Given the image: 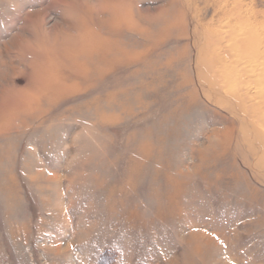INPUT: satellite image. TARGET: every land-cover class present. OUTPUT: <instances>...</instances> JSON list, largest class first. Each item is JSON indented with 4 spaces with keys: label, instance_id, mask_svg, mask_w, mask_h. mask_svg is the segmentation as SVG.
Wrapping results in <instances>:
<instances>
[{
    "label": "rangeland",
    "instance_id": "rangeland-1",
    "mask_svg": "<svg viewBox=\"0 0 264 264\" xmlns=\"http://www.w3.org/2000/svg\"><path fill=\"white\" fill-rule=\"evenodd\" d=\"M261 63L264 0H0V264H264Z\"/></svg>",
    "mask_w": 264,
    "mask_h": 264
},
{
    "label": "bare ground",
    "instance_id": "bare-ground-1",
    "mask_svg": "<svg viewBox=\"0 0 264 264\" xmlns=\"http://www.w3.org/2000/svg\"><path fill=\"white\" fill-rule=\"evenodd\" d=\"M248 39L249 38L246 37V39H244V42H248ZM244 42L243 44H241V48H244L243 51L245 52V48H247L248 54H254L257 57V59L261 61L262 55L259 52V50L258 49L255 50V48L251 46L252 44L248 43V45H246L244 44ZM202 45H201V56L203 54ZM236 45L239 46L240 43L236 42ZM201 58L202 57H200V59H198L197 61V79L202 89L201 90L202 94L204 95L205 98L210 100V95H209L210 91L206 87L209 81L211 80L214 81L213 77L216 76V69L214 67V63H211L212 60L208 61V59H206L205 61L206 57L205 58L203 57L202 59ZM262 63L255 70L253 69L254 77H256V79L255 82L251 85L252 89L255 90L254 92L255 94L257 90L259 91L257 93L258 97L251 96V98L249 99L252 101V103H254V105L253 107H250V111L248 109L244 110L246 113L247 112L250 113L254 110L253 118L255 120V125L251 128H248L245 114L239 115V112L237 113L239 115L238 119L242 124V127L240 128V144H238L237 150L239 153L244 154V150H245L244 145H245V147L247 148L246 151L250 153L253 156V158L256 160L255 163L250 164L251 160H249V158L244 155L245 164L250 165L249 168L250 167L255 168V166H258L259 169L264 171V131L261 130L262 123L261 124L259 123L261 119H264V114H263L264 113V65H262ZM213 85L216 86L217 83L213 82ZM239 102H242L243 104H247L246 99H243V97L242 100ZM232 111L234 112V114L236 113V109H234V107H232Z\"/></svg>",
    "mask_w": 264,
    "mask_h": 264
}]
</instances>
